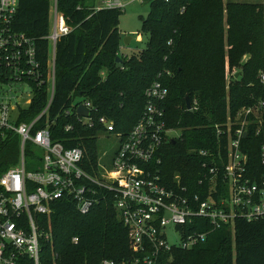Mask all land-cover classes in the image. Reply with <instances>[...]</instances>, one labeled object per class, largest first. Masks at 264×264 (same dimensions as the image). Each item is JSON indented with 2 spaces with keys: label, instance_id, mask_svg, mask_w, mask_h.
Listing matches in <instances>:
<instances>
[{
  "label": "trees",
  "instance_id": "1",
  "mask_svg": "<svg viewBox=\"0 0 264 264\" xmlns=\"http://www.w3.org/2000/svg\"><path fill=\"white\" fill-rule=\"evenodd\" d=\"M147 3V16L140 18L145 48L124 57L119 54L122 9L97 8L96 0H56L57 12L71 30L56 43L54 94L37 127L48 123L54 142L81 148L83 167L92 173L99 158L97 136L101 129L77 124L64 112L72 109L74 102L89 101L97 110L95 119L106 118L113 123L112 133L125 136L143 111L145 91L159 81L168 89L162 104L166 128L180 134L168 139L158 154L162 183L172 188L176 177L189 193H199L196 181L204 173L202 162L209 157L192 151L215 150L218 142L223 151L226 139L216 137L214 126L234 118L243 107L264 102V83L260 81L264 7L224 0ZM52 5L53 0H18L13 20L16 32L34 39L44 74L48 71L50 44L45 37L52 27ZM47 87L35 91L30 106L20 110L18 123L30 122L43 111ZM186 97L195 110H186ZM68 124H73L72 132L64 131ZM263 141L251 134L242 141L248 171L255 178L264 174L259 155ZM30 150L27 145L26 155ZM18 159V137L8 135L0 142V174L14 167ZM51 208L49 216L36 218L39 227L51 234L49 241L40 240L39 264H100L103 260L126 261L134 255L128 229L118 220L110 200L95 205L86 215L65 199L55 201ZM200 223L195 220L191 231H204L197 226ZM20 264L33 261L24 257ZM158 264H264V219H236L233 228L216 229L191 249L163 253Z\"/></svg>",
  "mask_w": 264,
  "mask_h": 264
},
{
  "label": "built area",
  "instance_id": "2",
  "mask_svg": "<svg viewBox=\"0 0 264 264\" xmlns=\"http://www.w3.org/2000/svg\"><path fill=\"white\" fill-rule=\"evenodd\" d=\"M125 6L122 0L102 1V8ZM17 8L18 0H0V142L8 135L19 140L17 164L0 174V264H20L24 257L39 264L40 240L49 241L51 234L39 227L36 218L49 216L51 204L62 199L70 201L81 215L110 200L118 220L128 229L134 255L126 261L103 260L100 264H158L163 253L191 249L205 242L212 231L225 226L233 228L236 219L247 222L264 219V174L255 178L248 171L242 143L249 134L264 138V102L243 107L234 118L214 126L216 137L226 139L223 151L220 142L209 152L192 151L209 158L202 162L204 173L196 181L199 193L191 194L186 186L179 185L176 177L172 188L162 183L158 154L174 130L166 128L162 106L168 89L156 81L145 91L143 111L131 130L125 136L115 133L119 145L109 168L102 163L106 157L103 152L96 169L89 173L83 167L81 148H67L54 142L48 123L37 127L47 114L54 94L56 43L71 29L57 12L53 0L52 27L45 37L50 44L48 71L44 74L34 39L13 28ZM260 81L264 83V74L260 75ZM3 84L6 90L1 88ZM24 84L29 85L31 94L25 108L13 103L22 101L23 88L16 89L20 95L12 96L13 86ZM45 85H48V101L43 111L30 122L18 123L17 107L27 109L35 91ZM72 106L64 116L73 117L77 124L88 128L97 125L106 133L114 131L111 121L104 117L95 119L97 110L89 101L74 102ZM78 106L87 110L86 117L77 114ZM192 110L195 107L191 105L187 111ZM73 130V124L64 127L65 132ZM243 133H246L244 138ZM27 145L31 149L29 155L25 153ZM36 152L42 156H36ZM259 155L264 165V141L259 146ZM27 163H35V170L26 171ZM195 220L202 221L197 226L204 231H191ZM168 229L174 238L178 236L176 242L168 240ZM72 241L76 243L77 239Z\"/></svg>",
  "mask_w": 264,
  "mask_h": 264
},
{
  "label": "rangeland",
  "instance_id": "3",
  "mask_svg": "<svg viewBox=\"0 0 264 264\" xmlns=\"http://www.w3.org/2000/svg\"><path fill=\"white\" fill-rule=\"evenodd\" d=\"M101 1L103 0H96V4L101 6ZM131 0H122V3L126 4V6L122 9L123 13L119 18L118 22V28L121 32V46L119 48L120 55L124 57H129L131 55H137L141 50L145 48L146 44V37L141 33V19L145 18L147 16L149 5L147 2H139V1H131ZM225 3L227 2H240V3H260L264 7V0H224ZM50 25H52V19L50 18ZM51 29V28H50ZM129 38L130 41L127 45H124L123 39ZM235 70L232 71L234 73ZM237 74V73H236ZM235 74V76H236ZM264 74V70L260 73ZM239 76V74H238ZM237 76V77H238ZM2 89L6 90L7 86L3 84L1 86ZM14 91L13 95H20L18 91V88H23L24 94L22 95V101L16 100L13 103H18L22 105V107L25 106L26 100H28L30 94L29 85L24 84L21 87L19 85L13 86ZM21 110L19 107L15 110V112H18ZM87 122V120H84ZM179 131H172L168 134V137L170 138H177L179 136ZM97 148L100 155L105 152L106 157L102 159V163L105 164L106 168H109L110 160L112 159L114 152L116 151L119 140L116 137L115 133H106L104 131H100L97 136ZM36 156H42V153L36 152ZM36 167L35 163H27L25 166L26 171H34ZM168 240L170 242H176V238L178 239V236L174 238V234H171V230L168 229Z\"/></svg>",
  "mask_w": 264,
  "mask_h": 264
},
{
  "label": "water",
  "instance_id": "4",
  "mask_svg": "<svg viewBox=\"0 0 264 264\" xmlns=\"http://www.w3.org/2000/svg\"><path fill=\"white\" fill-rule=\"evenodd\" d=\"M129 41H130L129 38H124V39H123V43H124V45H127ZM115 61H116V63L120 64V63H121L120 57H117V58L115 59ZM238 74H239V73H237L235 77H237ZM185 107H186L187 110H189V109L191 108V104H190L189 99H188L187 97L185 98ZM76 112H77V114L80 115V116H84V117H86V116L88 115L87 110H86L85 108H83L82 106H78ZM245 136H246V133H243V138H244ZM171 142L174 143L173 140H171Z\"/></svg>",
  "mask_w": 264,
  "mask_h": 264
},
{
  "label": "crops",
  "instance_id": "5",
  "mask_svg": "<svg viewBox=\"0 0 264 264\" xmlns=\"http://www.w3.org/2000/svg\"><path fill=\"white\" fill-rule=\"evenodd\" d=\"M100 4H101V6L100 5H97V8H102V1H101Z\"/></svg>",
  "mask_w": 264,
  "mask_h": 264
}]
</instances>
